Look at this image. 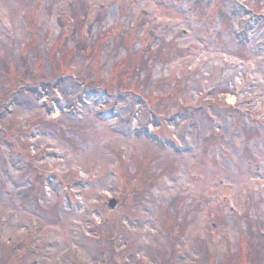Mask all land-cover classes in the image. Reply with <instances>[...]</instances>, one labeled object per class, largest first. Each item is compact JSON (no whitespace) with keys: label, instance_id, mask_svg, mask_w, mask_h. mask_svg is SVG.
<instances>
[{"label":"rangeland","instance_id":"rangeland-1","mask_svg":"<svg viewBox=\"0 0 264 264\" xmlns=\"http://www.w3.org/2000/svg\"><path fill=\"white\" fill-rule=\"evenodd\" d=\"M0 113V264H264V0H0Z\"/></svg>","mask_w":264,"mask_h":264},{"label":"water","instance_id":"water-1","mask_svg":"<svg viewBox=\"0 0 264 264\" xmlns=\"http://www.w3.org/2000/svg\"><path fill=\"white\" fill-rule=\"evenodd\" d=\"M111 208H113L114 206H115V202L114 201H112L111 203H110V205H109Z\"/></svg>","mask_w":264,"mask_h":264}]
</instances>
